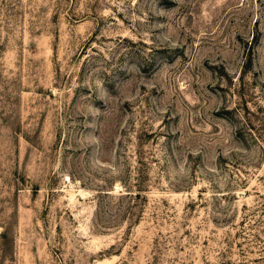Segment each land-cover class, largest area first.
I'll use <instances>...</instances> for the list:
<instances>
[{
	"label": "rangeland",
	"instance_id": "obj_1",
	"mask_svg": "<svg viewBox=\"0 0 264 264\" xmlns=\"http://www.w3.org/2000/svg\"><path fill=\"white\" fill-rule=\"evenodd\" d=\"M0 264H264V0H0Z\"/></svg>",
	"mask_w": 264,
	"mask_h": 264
}]
</instances>
